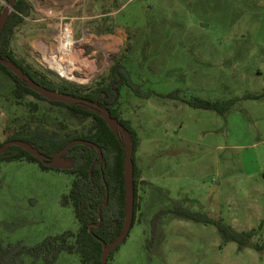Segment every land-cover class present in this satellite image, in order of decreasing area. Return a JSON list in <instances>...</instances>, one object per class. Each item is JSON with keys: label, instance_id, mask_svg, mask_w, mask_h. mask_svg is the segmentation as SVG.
Segmentation results:
<instances>
[{"label": "rangeland", "instance_id": "rangeland-1", "mask_svg": "<svg viewBox=\"0 0 264 264\" xmlns=\"http://www.w3.org/2000/svg\"><path fill=\"white\" fill-rule=\"evenodd\" d=\"M26 1L30 14L13 47L27 61L91 85L124 57L133 79L156 92L146 98L122 89V113L139 134L137 158L148 183L140 220L110 264H264V0ZM66 27L74 42L62 39ZM13 90L0 70L1 142L18 128L81 134L90 126V119L31 95L18 103ZM177 90L181 98L159 95ZM193 97L238 100L221 114L191 106L186 99ZM74 180L35 161L1 163L2 243L31 246L77 233L74 206L63 203ZM177 203L239 231L258 229L254 246L226 242L215 224L172 214L150 249L154 214ZM54 264L85 263L63 252Z\"/></svg>", "mask_w": 264, "mask_h": 264}, {"label": "trees", "instance_id": "trees-1", "mask_svg": "<svg viewBox=\"0 0 264 264\" xmlns=\"http://www.w3.org/2000/svg\"><path fill=\"white\" fill-rule=\"evenodd\" d=\"M3 9L4 6L0 4V14ZM29 14V3L26 0H17L0 31V56L16 63L33 80L50 90L100 103L109 109L112 116L119 121L122 134H117L100 112L94 111L82 103L70 104L51 100L32 89L26 79L20 78L6 65L0 64V70L8 75L14 83L13 94L18 103L22 101V98L31 95L53 105L69 108L73 115L82 121L91 120L90 126L81 134L60 133L56 130L39 129L38 127L33 131L18 128L7 133L5 130L7 138L4 142L0 141V146L9 140H24L50 159L58 156L64 147L76 139L93 141L102 149L100 151L97 146L83 143L73 144L61 154V156L73 160V165L64 169L46 164L18 145H10L0 154V164L25 159L38 162L43 169H57L74 174L75 180L72 189L69 194L64 195L63 203L73 204L76 217L80 222V230L77 233L68 231L58 236H48L31 246L21 242L3 244L0 240V264H54L63 252L78 253L85 264H102L104 244L101 239L112 243L122 233L126 220L125 162L127 150L123 132H128L131 135L135 145L136 202L133 227L140 220L138 213L143 206L141 191L145 189L143 185L148 183L142 179V171L137 158L140 145L139 134L131 120L125 118L122 113V89L128 86L137 95L146 98L153 96L156 92L153 90L146 92L143 84L133 79L124 57L115 59L106 79L91 85L70 81L51 70L42 69L30 63L13 47L16 31ZM159 95L172 99L181 98L179 90ZM249 96L258 97L257 95ZM237 100L212 101L193 97L186 99V102L196 108L211 109L226 114ZM172 214L181 218L215 224L226 242L235 241L241 247L254 246L253 239L259 232L255 228L239 231L221 218H215L208 213L195 211L177 203L174 207L163 208L154 214L151 236L148 239L150 249L158 239L164 218ZM120 247L110 253L108 264L114 260L115 253Z\"/></svg>", "mask_w": 264, "mask_h": 264}, {"label": "water", "instance_id": "water-1", "mask_svg": "<svg viewBox=\"0 0 264 264\" xmlns=\"http://www.w3.org/2000/svg\"><path fill=\"white\" fill-rule=\"evenodd\" d=\"M17 0H9L8 7H4L3 11L0 14V31L4 27L8 16L13 9V6ZM0 64H4L8 67L9 70L14 72L16 75H18L20 78L26 79L27 84L34 89L35 91L41 93L43 96L55 100V101H62L67 102L70 104L74 103H82L86 107L100 112L108 121L112 129L119 135L122 134V129L120 126L119 121L112 116V113L109 109L102 106L100 103L95 101H90L86 99H81L79 97H75L70 94H64L59 93L57 91L50 90L41 84L37 83L35 80H33L24 70H22L16 63L11 61L8 58H4L0 56ZM124 138L126 141V162H125V170H126V189H127V206H126V220L125 225L123 228L122 233L119 235L118 238H116L112 243H107L105 240L101 239V241L104 244V253H103V263L102 264H108L109 261V255L112 251L117 249L119 246H121L125 240L128 238L134 224V218H135V202H136V190H135V178H134V154H135V145L134 140L132 139L131 135L128 132H123ZM75 143H83L88 144L92 146H98L93 141L86 140V139H76L69 143L66 147H64L58 156L54 157L53 159H50L45 154L41 153L39 150H37L35 147H33L30 143L24 141V140H9L6 143H4L2 146H0V154L4 152L10 145H18L24 149H26L28 152L33 154L35 157L40 159L41 161L45 162L46 164L50 166H55L59 168H70L73 164L71 160H67L61 154L66 152L68 148H70ZM100 151L102 149L99 147Z\"/></svg>", "mask_w": 264, "mask_h": 264}, {"label": "built area", "instance_id": "built-area-1", "mask_svg": "<svg viewBox=\"0 0 264 264\" xmlns=\"http://www.w3.org/2000/svg\"><path fill=\"white\" fill-rule=\"evenodd\" d=\"M66 30L69 31L66 33V36L62 37L64 39V42H66L68 39H71L72 42H74V32H72L70 27H66ZM73 34V35H72Z\"/></svg>", "mask_w": 264, "mask_h": 264}, {"label": "bare ground", "instance_id": "bare-ground-1", "mask_svg": "<svg viewBox=\"0 0 264 264\" xmlns=\"http://www.w3.org/2000/svg\"><path fill=\"white\" fill-rule=\"evenodd\" d=\"M68 40H71V39H68ZM67 40V41H68ZM63 41V40H62ZM56 68H58L63 74H65V75H68L69 74V71H65V70H63L62 68H59L58 66H56Z\"/></svg>", "mask_w": 264, "mask_h": 264}, {"label": "flooded vegetation", "instance_id": "flooded-vegetation-1", "mask_svg": "<svg viewBox=\"0 0 264 264\" xmlns=\"http://www.w3.org/2000/svg\"><path fill=\"white\" fill-rule=\"evenodd\" d=\"M64 158H66V157H64ZM67 159V158H66ZM67 160H70V159H67ZM72 162H73V160H71ZM73 165V164H72ZM63 169V168H62Z\"/></svg>", "mask_w": 264, "mask_h": 264}]
</instances>
